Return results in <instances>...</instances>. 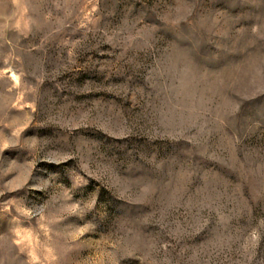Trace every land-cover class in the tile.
I'll use <instances>...</instances> for the list:
<instances>
[{"label": "rangeland", "instance_id": "obj_1", "mask_svg": "<svg viewBox=\"0 0 264 264\" xmlns=\"http://www.w3.org/2000/svg\"><path fill=\"white\" fill-rule=\"evenodd\" d=\"M0 264H264V0H0Z\"/></svg>", "mask_w": 264, "mask_h": 264}]
</instances>
